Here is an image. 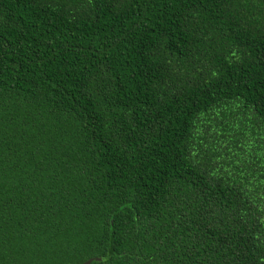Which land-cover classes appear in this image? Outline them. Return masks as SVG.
Listing matches in <instances>:
<instances>
[{
  "label": "trees",
  "instance_id": "obj_1",
  "mask_svg": "<svg viewBox=\"0 0 264 264\" xmlns=\"http://www.w3.org/2000/svg\"><path fill=\"white\" fill-rule=\"evenodd\" d=\"M264 264V0H0V264Z\"/></svg>",
  "mask_w": 264,
  "mask_h": 264
},
{
  "label": "water",
  "instance_id": "obj_2",
  "mask_svg": "<svg viewBox=\"0 0 264 264\" xmlns=\"http://www.w3.org/2000/svg\"><path fill=\"white\" fill-rule=\"evenodd\" d=\"M100 259H92V260H89L88 262H86L85 264H91L93 261H98Z\"/></svg>",
  "mask_w": 264,
  "mask_h": 264
}]
</instances>
